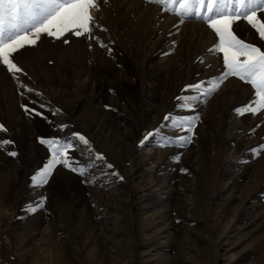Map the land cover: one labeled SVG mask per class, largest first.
<instances>
[{
	"label": "rangeland",
	"instance_id": "obj_1",
	"mask_svg": "<svg viewBox=\"0 0 264 264\" xmlns=\"http://www.w3.org/2000/svg\"><path fill=\"white\" fill-rule=\"evenodd\" d=\"M97 3L93 23L107 31L93 34L111 55L94 40L45 36L14 55L22 73L0 65V124L7 129L0 141L14 142L0 147V264H264V151H250L262 142L264 111H233L252 98L250 85L229 77L194 110L176 108L185 85L224 71L222 54H208L218 42L214 32L148 0ZM233 27L264 50L246 22ZM31 101L60 113L29 115L21 105ZM170 112L199 116L191 142L165 147L154 137L141 145ZM62 124L69 127L60 131ZM73 132L118 176L99 166L83 176L57 166L35 187L31 177L49 158L38 138ZM85 151L72 155L88 164ZM42 196L44 207L28 211Z\"/></svg>",
	"mask_w": 264,
	"mask_h": 264
},
{
	"label": "snow or ice",
	"instance_id": "obj_2",
	"mask_svg": "<svg viewBox=\"0 0 264 264\" xmlns=\"http://www.w3.org/2000/svg\"><path fill=\"white\" fill-rule=\"evenodd\" d=\"M148 2L160 5L162 10L177 15L181 23L191 17L206 23L218 40L208 50V54L218 56L222 54L224 69L222 74L210 81L185 85L182 94L176 97V108L194 110L197 106L195 102L201 97L214 93L220 87L221 81L236 77L250 85L254 94L247 103L234 108L233 111L240 116L249 113L255 115L264 111V50L257 44L239 38L233 27L234 24L244 21L255 30L259 39L264 41V0H148ZM93 8H98L97 0H0V65L14 76L22 73L23 69L14 61V55L26 47L37 46L45 36L65 44L70 42L68 36L84 38L89 41L90 46L94 40L98 46L106 48L111 55L112 48L101 37L93 34L95 29L107 31L98 23H93L95 20L92 14ZM21 87L28 93L34 92L32 88L23 84ZM193 91L195 94H192ZM21 95H24V92H21ZM36 95L41 94L36 93ZM31 103L33 107L27 104L21 105L29 115L35 114L47 120L44 112L38 109H45L57 115L60 113L59 109H50L45 104H38L37 101ZM198 119V115L181 116L170 112L164 116L163 122L156 129L144 137L141 145L154 137H159L161 145L165 147L170 144L183 146L190 143ZM260 126V124L256 125L250 130V134H255L256 128ZM68 127L67 124H62L58 126V130L63 131ZM0 130L7 132L2 124ZM169 132L177 134L173 136L169 135ZM38 139L41 144L47 145L49 158L31 177L35 187L46 185L57 166H63L82 176L86 175L91 167L99 166L101 169L113 170L108 174L118 176L114 166L106 162V157L102 153H95L90 141L81 133L73 132L66 137ZM261 140L256 148L250 150L255 155L264 151V136ZM13 143L4 139L0 141V147ZM81 146L86 151L81 152L80 155H87L90 158L88 164H82L72 155L79 151ZM7 154L12 157L18 155L16 151H9ZM174 159L179 162L180 155H176ZM182 171L186 170L182 169ZM101 174L105 173L102 171ZM119 179L123 178L119 177ZM93 180L94 177L85 182L92 183ZM45 201L46 197H40L28 211L35 212L42 209Z\"/></svg>",
	"mask_w": 264,
	"mask_h": 264
}]
</instances>
